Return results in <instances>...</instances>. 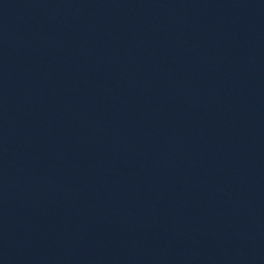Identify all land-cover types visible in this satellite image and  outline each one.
Instances as JSON below:
<instances>
[{
  "label": "water",
  "instance_id": "obj_1",
  "mask_svg": "<svg viewBox=\"0 0 264 264\" xmlns=\"http://www.w3.org/2000/svg\"><path fill=\"white\" fill-rule=\"evenodd\" d=\"M0 264H264V46L214 0H0Z\"/></svg>",
  "mask_w": 264,
  "mask_h": 264
}]
</instances>
